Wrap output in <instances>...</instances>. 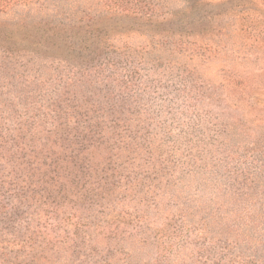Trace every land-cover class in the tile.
<instances>
[{"label": "rangeland", "instance_id": "obj_1", "mask_svg": "<svg viewBox=\"0 0 264 264\" xmlns=\"http://www.w3.org/2000/svg\"><path fill=\"white\" fill-rule=\"evenodd\" d=\"M25 21L110 58L12 62L0 39L1 129L44 135L32 162L59 157L62 184L95 190L59 215L77 242L19 264H264V0H0V31ZM47 216L33 225L61 233Z\"/></svg>", "mask_w": 264, "mask_h": 264}, {"label": "trees", "instance_id": "obj_2", "mask_svg": "<svg viewBox=\"0 0 264 264\" xmlns=\"http://www.w3.org/2000/svg\"><path fill=\"white\" fill-rule=\"evenodd\" d=\"M15 23L11 32L0 31V39L17 48L5 52V56L9 59L12 60L14 57L12 62L29 57L52 60L68 68L96 60L107 61L110 58L106 50L100 49V45L97 44L99 41L82 30L63 26L46 28L31 21ZM23 73L21 69L15 70L11 78L17 79L20 76L27 80V76ZM18 94L23 96L22 92ZM30 112L34 111L28 110V113ZM56 119L58 120V114ZM21 125L16 132H6L0 127V264H19L22 254H27L24 255L25 257L31 256L35 248L43 246L46 248L62 236L66 241L70 240L74 236L70 229L73 219L70 217H77L76 212L79 209L77 203L91 201L95 191L85 186L89 185L92 175L87 177L86 182L79 177L74 180V184L72 181L66 185L62 184L60 180L63 177L72 179L73 172L70 171L71 176L65 174L69 165L63 164L59 157L50 163L32 162L34 157L31 155L32 151L39 155L35 151L40 146H44L41 141L44 135L41 138L36 134L27 136V133L24 134L22 131ZM11 142L17 152L5 151ZM49 188H52V195L49 193ZM39 206L40 212L36 210ZM65 209L71 213V216L59 217L62 211V213L68 212ZM51 214H55L58 223L66 224L58 235L45 233L44 237L45 230L33 224L40 222L42 215H48L47 217L52 220ZM21 220H26L28 226L15 236L8 234L10 228L16 229V226L22 228ZM76 237L74 236V240L77 242Z\"/></svg>", "mask_w": 264, "mask_h": 264}]
</instances>
